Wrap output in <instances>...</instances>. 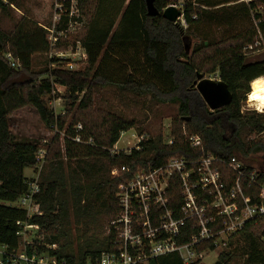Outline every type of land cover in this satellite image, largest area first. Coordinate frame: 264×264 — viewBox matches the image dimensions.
I'll list each match as a JSON object with an SVG mask.
<instances>
[{
  "label": "trees",
  "instance_id": "obj_1",
  "mask_svg": "<svg viewBox=\"0 0 264 264\" xmlns=\"http://www.w3.org/2000/svg\"><path fill=\"white\" fill-rule=\"evenodd\" d=\"M90 1L79 0L82 15ZM96 1V15L81 38L88 55L87 67L82 71L58 68L34 72L35 55L50 53L46 30L28 18L10 32L0 28V245L6 249L1 264H14L11 256L20 250L19 234L24 225L38 228L43 238L25 246L29 258L49 256L57 264H97L104 254L115 253L114 237L108 234V226L119 211L116 193L120 180L111 175L115 167L135 172L159 167L176 157L199 160L212 155L218 160L238 157L246 162L252 155L264 154V142L252 139L264 134V114L242 113V103L253 90L251 84L264 78V60L247 62V56L264 45L248 50L260 42L259 35L264 42V0L250 4H242L241 0H191L183 6L186 28L180 21L172 23L162 17L168 7L175 5L170 0H156L155 7L160 12L156 17L148 16L146 0ZM230 2L240 3L237 8H228L231 14L242 8L249 15L255 13L257 29L253 27L227 39L197 34L201 43L190 55L186 39L193 35L191 28L203 21L230 20L220 8ZM10 3L20 6L18 2ZM8 5L0 0L2 12ZM65 48L59 45L56 50ZM200 72L217 75L228 85L233 95L230 105L211 112L199 103L193 92ZM21 74L30 80L6 88L9 80ZM56 84L66 88L70 109L77 107L69 125L67 115L56 116L47 103L46 98L56 92ZM105 87L118 89L121 94L150 97L157 104H177L179 114L172 120L171 129L173 144L169 145L160 133L142 142L139 151L112 156L110 151L122 133L134 129L135 124L115 114L103 121L92 116V89ZM27 106L34 107L48 127L56 125L60 133L65 132L63 148L60 134L49 146L47 166L41 171L40 191L35 198L36 211L41 214L33 216L12 206L28 192L25 170L36 166L40 148L38 141L18 139L11 132V115ZM78 124H82L85 139H92L93 145L72 141ZM190 136H199L203 146L192 148ZM221 168L233 177L225 165ZM253 170L248 165V172ZM261 179L264 181V172ZM245 188L248 195L254 192L260 196L256 187L246 184ZM167 201L171 209L180 205L179 181L171 182ZM257 226L247 225L237 234L246 247L245 264H264V234L262 238L255 235ZM229 245H233L232 240ZM197 250L209 253L215 248L210 241ZM235 257V253L223 251L216 264H233ZM148 264L183 262L178 254H171L153 258Z\"/></svg>",
  "mask_w": 264,
  "mask_h": 264
},
{
  "label": "built area",
  "instance_id": "obj_2",
  "mask_svg": "<svg viewBox=\"0 0 264 264\" xmlns=\"http://www.w3.org/2000/svg\"><path fill=\"white\" fill-rule=\"evenodd\" d=\"M75 1L57 0L60 18L52 29L44 28L48 31L51 58L63 60L69 69L74 68L76 57L79 61H88L81 41L77 44L67 43V39L75 33L76 28L73 26L83 25V15ZM253 1L255 0L240 2L250 4ZM178 21L186 27L183 16ZM61 42L66 48L58 52L56 48ZM260 45V42H256L248 50ZM7 59L16 67L17 64L10 56ZM247 109L262 112L249 102ZM83 133L82 124H78L72 141L79 145H93V140H86ZM144 141L148 140L142 135L137 138L132 149L125 152L111 150L110 153L112 156L121 153L130 155L134 150L139 151ZM188 142L194 149L203 146L199 136H190ZM167 143L172 145L173 139ZM46 157L47 150L39 148L35 177L29 179L28 192L17 201L28 216L41 214L36 211L35 198L40 191L39 176ZM221 165H225L233 177H228ZM111 175L120 180L116 193L119 211L110 222L108 230V234L114 237L117 250L115 253L104 254L97 264H146L153 258L171 254H178L183 264H202L208 253L199 252V245L211 241L214 251H223L231 239L247 225L264 224V181L261 179V171L248 172V165L238 157L231 160H218L212 155L199 160L176 157L159 167H148L135 172L124 166L115 167ZM176 181L181 186V203L171 209L167 194L171 182ZM246 184L259 189L260 196H256L254 192L248 195ZM31 228L33 227L24 225L19 235L24 237ZM11 258L14 264H57L53 259L46 263V256L29 258L25 250Z\"/></svg>",
  "mask_w": 264,
  "mask_h": 264
},
{
  "label": "rangeland",
  "instance_id": "obj_3",
  "mask_svg": "<svg viewBox=\"0 0 264 264\" xmlns=\"http://www.w3.org/2000/svg\"><path fill=\"white\" fill-rule=\"evenodd\" d=\"M3 1L9 5L6 8L5 12H2L0 9V28L7 32H10L17 28V26L23 21H25L26 18L31 19L43 29L45 27L52 29L53 26L58 22L57 19L59 20L60 18L59 11H57V0H9L10 2H18L20 6L17 8L8 0ZM76 1L79 2V0ZM194 1L195 0H193V2ZM223 1L225 2L233 0ZM189 2H191V0H170V3L175 4L173 6L178 8L181 12H183L184 4H188ZM239 4L240 3L230 2L227 6H220V8H223L222 10H224L225 14L227 16H230V20L223 21L220 23H210L207 21H203L197 25H194L191 28V32L193 33V35H190L186 39V44L189 48L190 55L192 54L195 47L200 45V37H202L203 35H212L213 37H216L218 39H227L236 36L239 33L248 31L253 27L257 29L254 16L255 13H250L249 15L243 8L241 10L235 9L236 12L234 14H231L228 11L229 7L237 8ZM98 6L99 3L96 0L90 1L85 6L86 14H83V25L81 27H77L75 25L73 26L74 29L76 28L75 33H73V35L67 39L68 44H71L73 42H76L77 44L78 41H81L84 31L87 30L86 26L89 24L90 20H92L96 15ZM259 12H263V9L261 8ZM119 21L120 19L116 24V28L118 26ZM46 32L48 35L47 30ZM197 34L200 37H198ZM258 38L260 43L263 44L264 42L262 41L261 35H259ZM60 45L62 46V42L60 43ZM206 53H208V50L206 51ZM51 54L52 53L35 55L32 70L38 73L46 69L54 70L60 68L70 72H78L85 70V68L87 67V62L79 61L78 57H76L73 62L74 68L69 69L66 62H64L63 60L61 61L57 58H51ZM57 60L58 62H56ZM261 60H264V45L263 48H261L260 50H257L247 56V62H256ZM50 61L52 62L50 63ZM205 77L208 79L218 80L217 75L205 74ZM261 84L262 83L260 82V80H258L251 84V88L254 89L260 86ZM55 91L56 92L53 95L46 98L48 106L55 112L56 116L63 117L67 115V125H69L73 117L76 115L77 107L70 109L71 107L69 106L71 102L68 99V93L65 87L56 84ZM92 93V116L99 118L100 121H103L105 120V117H107L109 114H115L117 116H122L125 120L132 121L135 124L134 129H130L129 131L122 133L119 142L115 145L113 150L125 152L126 150L132 149L137 143V138L141 137L142 135L145 136V140H148L150 137L161 133L166 142L171 139L172 120L178 117L179 114L177 104H157L156 102L151 101L150 97L140 98L132 94H121L118 89L108 87L99 89L93 88ZM193 93H195L194 96L198 98L199 103L201 105H205V102L203 101L202 97L197 92V90ZM82 96L83 94L80 96V99L82 98ZM248 102L249 99L247 95L245 101L242 103V113L256 112L257 114H264V110H261L262 112H259L257 110L249 111L247 109ZM68 111H70V113H68ZM10 126L11 132L18 139H29L38 141L40 143L39 147L47 150V156L49 152V146L55 136H57V134H60L61 136V146L63 148V135L65 134V132L63 131L60 133L56 125L48 127L40 118L37 110L32 106H27L14 112L11 115ZM141 131H143L142 135H140ZM252 139L262 140V142H264V134L255 136ZM245 163L247 165L252 166L255 170L264 172L263 153L252 155L246 160ZM46 166L47 157L43 169L44 167L46 168ZM36 172L37 166L32 169H26L25 177L27 179L34 178ZM12 206L15 208H20L18 202L12 204ZM38 230V228H31L27 231L26 235L21 238V245L18 254L24 252L25 246L27 244H32L33 242H40L39 240L43 239L42 236H40ZM254 233L258 237L263 236L264 224L258 225ZM73 234L75 236L77 234L75 229H73ZM231 240L233 241V245H228V247L223 251H230L232 253H235L236 257L234 259L233 264H245L247 260V255L243 239L239 238V236L236 235ZM262 240L264 242V239ZM51 248L54 249L55 246H52ZM5 251V248L0 245V262L3 260ZM223 251L218 250L206 254L204 259L202 260V264H216L218 262V256ZM47 258L48 260L46 261V263H49L52 258H50L49 256H47ZM20 264L23 263L21 262Z\"/></svg>",
  "mask_w": 264,
  "mask_h": 264
},
{
  "label": "water",
  "instance_id": "obj_4",
  "mask_svg": "<svg viewBox=\"0 0 264 264\" xmlns=\"http://www.w3.org/2000/svg\"><path fill=\"white\" fill-rule=\"evenodd\" d=\"M156 0H146L148 16L156 17L160 15V12L155 7ZM183 12L174 6L168 7L162 14V17L172 23H177L182 18ZM30 80V77L21 74L17 78L11 79L6 84V88L10 85L24 84ZM195 88L202 97L205 105L211 112L222 109L231 104L233 95L229 90L227 84L221 80L208 79L205 74L198 73L197 80L195 82ZM188 120L191 118L188 117Z\"/></svg>",
  "mask_w": 264,
  "mask_h": 264
},
{
  "label": "bare ground",
  "instance_id": "obj_5",
  "mask_svg": "<svg viewBox=\"0 0 264 264\" xmlns=\"http://www.w3.org/2000/svg\"><path fill=\"white\" fill-rule=\"evenodd\" d=\"M260 86L254 88L248 95L249 103L257 106L259 110H264V78L260 79Z\"/></svg>",
  "mask_w": 264,
  "mask_h": 264
},
{
  "label": "crops",
  "instance_id": "obj_6",
  "mask_svg": "<svg viewBox=\"0 0 264 264\" xmlns=\"http://www.w3.org/2000/svg\"><path fill=\"white\" fill-rule=\"evenodd\" d=\"M6 250V249H5ZM5 253V252H4ZM1 263V262H0Z\"/></svg>",
  "mask_w": 264,
  "mask_h": 264
}]
</instances>
